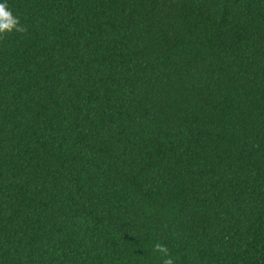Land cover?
I'll return each instance as SVG.
<instances>
[{"label": "trees", "instance_id": "trees-1", "mask_svg": "<svg viewBox=\"0 0 264 264\" xmlns=\"http://www.w3.org/2000/svg\"><path fill=\"white\" fill-rule=\"evenodd\" d=\"M0 3V264H264V0Z\"/></svg>", "mask_w": 264, "mask_h": 264}, {"label": "clouds", "instance_id": "clouds-1", "mask_svg": "<svg viewBox=\"0 0 264 264\" xmlns=\"http://www.w3.org/2000/svg\"><path fill=\"white\" fill-rule=\"evenodd\" d=\"M13 31L24 33L27 29L20 23L19 18L12 14L6 3H0V38ZM153 251L162 254V264H174L169 249L165 245L157 242Z\"/></svg>", "mask_w": 264, "mask_h": 264}]
</instances>
